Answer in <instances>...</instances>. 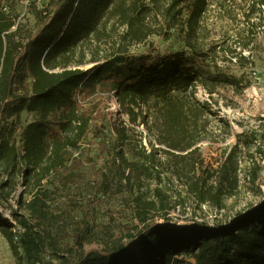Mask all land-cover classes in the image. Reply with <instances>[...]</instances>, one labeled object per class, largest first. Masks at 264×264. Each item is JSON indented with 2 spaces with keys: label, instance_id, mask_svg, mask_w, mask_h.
I'll use <instances>...</instances> for the list:
<instances>
[{
  "label": "trees",
  "instance_id": "16d2710c",
  "mask_svg": "<svg viewBox=\"0 0 264 264\" xmlns=\"http://www.w3.org/2000/svg\"><path fill=\"white\" fill-rule=\"evenodd\" d=\"M212 3L229 21L241 13L242 25L230 37V45L227 41L205 42ZM186 4L188 15L184 17ZM263 6L264 0H243L238 7L228 0H48L36 8L38 28L24 34L6 9L5 0H0V204H7L15 220V226L1 221L0 226L17 258L22 256L20 244L29 264H58L44 262L43 255L48 252L59 264H264V198L233 220L209 224L151 220L150 209L157 202L137 196L140 225L130 234L133 241L86 251L88 216L78 222L81 230L78 226L73 232L72 246H62L53 235L52 227H63L64 215L53 211L52 190L46 185L52 175L66 188L84 180L79 172L80 158L72 150L80 149L99 115L97 103L90 101L97 95H114L128 104L134 121L138 117L135 106L144 113L142 122L157 130L156 139L165 146L159 150L167 156L170 172L204 198V181L195 171L204 163L199 144L206 139H226L213 132L215 123L225 133L235 134L229 119L213 108L212 102L219 103L214 94L220 84L239 90L245 86L242 74L222 71L218 60H235L240 68L253 63L251 35L255 27L264 24ZM153 11L163 16L168 28L180 27L186 49L136 54L119 48L103 60L99 58L96 48L100 52L111 19L131 28L125 38L141 41L150 33L147 20ZM242 38L247 39L236 45ZM89 62L94 64L84 67ZM211 62L217 69H212ZM200 88L208 100L198 98ZM24 111L34 113L37 119L24 125L18 136ZM115 132L117 144L129 143L124 126L116 127ZM17 141L22 143L21 151ZM238 144L227 153L226 166L220 172L227 168L234 176L233 187ZM118 150L114 154L121 156L117 171L122 182L126 186L141 182L146 168L143 157L154 162L156 151H133L138 160L129 161L125 151ZM184 161H189L191 168ZM252 174L254 180L258 171ZM213 176L209 174V178ZM20 185L30 197L23 200L21 195L15 201L12 195ZM91 189L107 194V173L102 171L101 181Z\"/></svg>",
  "mask_w": 264,
  "mask_h": 264
},
{
  "label": "rangeland",
  "instance_id": "374dc122",
  "mask_svg": "<svg viewBox=\"0 0 264 264\" xmlns=\"http://www.w3.org/2000/svg\"><path fill=\"white\" fill-rule=\"evenodd\" d=\"M243 0H228V4L238 7ZM48 3V0H5L6 9L17 19L22 33L35 31L39 22L36 17V8L40 9ZM188 5H184V17H186ZM239 13V11H238ZM264 13V6H263ZM258 15V14H257ZM258 16L254 18L258 21ZM241 13L232 20L220 15L216 3L210 6L209 15L206 18L205 33L206 43L214 41H227L232 44L230 37L241 24ZM147 27L150 33L141 40H132V36L125 38L131 28L127 24L121 25L118 19H111L107 25V37L100 44V52H96L101 60L119 48H126L131 53H146L149 50L177 51L186 49L183 36L178 28H168V23L157 11L148 16ZM252 42L251 61L247 67L240 68L235 60L219 58L218 65L226 73H234L244 76L245 86L242 90L235 89L230 84H220L214 97L219 101L214 109L227 117L234 127L235 134L225 133L218 124H213V132L217 135L227 136L224 141L206 139L199 145L201 156L204 159L203 166L196 169V175L203 181L204 198L188 189L185 181H180L170 172L167 156L159 150L162 146L157 141V130L150 124L143 123L144 113L135 106L138 114L134 121L128 113L127 105L116 96L97 95L90 103H97L99 115L91 123V131L83 140L80 149L72 152L78 155L81 161L79 172L82 181L78 184L63 187L55 175L46 182L52 190L50 204L55 213L64 215L63 227H52L53 235H56L62 246L73 245V232L85 216L90 222V234L84 239L83 248L106 249L115 243L121 242L129 245L133 238L130 234L135 233L140 225L139 210L136 197L141 196L145 200H155L157 206L150 209L151 220L168 218L173 222L203 221L209 224H218L233 220L245 211L257 206L264 198V24L254 28ZM231 39V40H230ZM247 38H242L236 45L244 43ZM235 45V43H233ZM248 54V52H244ZM91 54H88L90 59ZM87 63L84 67L93 65ZM212 69L213 63H210ZM198 98H208L202 88L198 89ZM209 99V98H208ZM34 113L24 111L21 114L20 130L31 121L36 120ZM239 121V124L234 122ZM142 122V123H141ZM234 122V124L232 123ZM125 127L129 135V143L125 144L114 141L117 132L115 128ZM242 137V138H241ZM20 140V138L18 139ZM107 141L106 145L101 141ZM236 146L235 158L238 160L237 182L233 187L231 179L234 177L227 168L220 174L223 166H226L225 158L233 146ZM21 151L22 143L17 141ZM119 145V146H118ZM165 147V146H162ZM122 149L129 161L138 160L133 154L146 149L147 152L156 151L155 161L151 157H143L146 166L142 181L126 186L122 182L120 173L117 171L121 156L114 153ZM118 158V161L112 157ZM192 162L191 160H189ZM184 161L187 168H191L190 162ZM225 168V167H224ZM258 171L253 180V171ZM108 175L110 191L107 194H96L91 189L92 184L98 185L101 181V172ZM129 173V170H127ZM131 173V172H130ZM209 174H213L209 178ZM24 187L20 185L12 195L18 201L27 200L30 195L22 192ZM89 202H95L94 205ZM1 223H10L15 226V220L11 215L6 203L0 204ZM14 226L11 230L14 231ZM14 241H19L14 237ZM22 253L21 259L17 258L12 250L11 242L0 226V264H29L25 257L23 247L19 244ZM45 263L56 260L49 252L43 255Z\"/></svg>",
  "mask_w": 264,
  "mask_h": 264
},
{
  "label": "bare ground",
  "instance_id": "6f19581e",
  "mask_svg": "<svg viewBox=\"0 0 264 264\" xmlns=\"http://www.w3.org/2000/svg\"><path fill=\"white\" fill-rule=\"evenodd\" d=\"M203 100H208V98L204 97ZM234 124V122H232Z\"/></svg>",
  "mask_w": 264,
  "mask_h": 264
}]
</instances>
